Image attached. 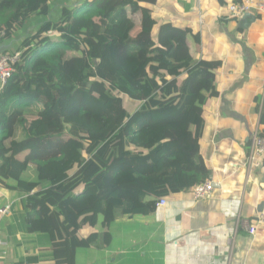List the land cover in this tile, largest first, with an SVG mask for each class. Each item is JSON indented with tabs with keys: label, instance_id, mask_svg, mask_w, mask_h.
I'll list each match as a JSON object with an SVG mask.
<instances>
[{
	"label": "trees",
	"instance_id": "16d2710c",
	"mask_svg": "<svg viewBox=\"0 0 264 264\" xmlns=\"http://www.w3.org/2000/svg\"><path fill=\"white\" fill-rule=\"evenodd\" d=\"M51 1L0 0V41L48 16ZM157 2L63 8L21 43L2 89L0 189L16 182L18 228L66 252L57 264L104 242L107 226L152 216L161 199L209 179L204 107L219 95L220 63L200 56L193 29L160 24L148 7ZM31 166L34 182L23 178ZM88 223L94 240L80 237Z\"/></svg>",
	"mask_w": 264,
	"mask_h": 264
},
{
	"label": "crops",
	"instance_id": "0c3cea01",
	"mask_svg": "<svg viewBox=\"0 0 264 264\" xmlns=\"http://www.w3.org/2000/svg\"><path fill=\"white\" fill-rule=\"evenodd\" d=\"M85 1L52 0L48 16L30 19L0 41V56L17 52L45 23L59 21L63 8ZM241 1L158 0L148 6L160 24L193 29L200 56L220 63L219 95L204 107L201 140L212 193L201 200L192 191L168 197L165 207L148 216L149 226L131 218L107 226L104 242L78 249L71 264H264V165L249 166L252 139L264 132V13L229 19V5ZM23 178L34 182L35 168H27ZM22 202L14 180L0 189V208L12 204L0 223V264L66 260L67 253L53 252L43 237L20 231ZM254 226L261 234H251ZM79 233L94 240L97 229L88 223Z\"/></svg>",
	"mask_w": 264,
	"mask_h": 264
},
{
	"label": "built area",
	"instance_id": "2783aa9c",
	"mask_svg": "<svg viewBox=\"0 0 264 264\" xmlns=\"http://www.w3.org/2000/svg\"><path fill=\"white\" fill-rule=\"evenodd\" d=\"M229 19H241L247 14H263L264 13V0H242L238 3H232L228 7ZM52 36V33H49ZM20 60V53L5 54L0 56V95L2 89L7 85L11 76L14 73V66ZM264 165V135L256 133L252 139L251 155L249 158V166L255 168H261ZM214 189V183L206 180L205 182L196 185L193 188V196L196 200L207 198ZM37 189L31 191V195L37 193ZM167 205L166 199H161L158 204V208L165 207ZM12 210V204H7L0 208V223L6 218ZM252 235L261 234L259 227L254 226ZM1 262V260H0Z\"/></svg>",
	"mask_w": 264,
	"mask_h": 264
},
{
	"label": "rangeland",
	"instance_id": "374dc122",
	"mask_svg": "<svg viewBox=\"0 0 264 264\" xmlns=\"http://www.w3.org/2000/svg\"><path fill=\"white\" fill-rule=\"evenodd\" d=\"M130 218L132 219L131 222L139 223L142 225L145 224V225L149 226L148 217L146 218V216H143L140 213H138V215L136 217L134 216V217H130Z\"/></svg>",
	"mask_w": 264,
	"mask_h": 264
},
{
	"label": "water",
	"instance_id": "95a60500",
	"mask_svg": "<svg viewBox=\"0 0 264 264\" xmlns=\"http://www.w3.org/2000/svg\"><path fill=\"white\" fill-rule=\"evenodd\" d=\"M246 16H248V17H251V16H252V14H247Z\"/></svg>",
	"mask_w": 264,
	"mask_h": 264
},
{
	"label": "clouds",
	"instance_id": "9594fccd",
	"mask_svg": "<svg viewBox=\"0 0 264 264\" xmlns=\"http://www.w3.org/2000/svg\"><path fill=\"white\" fill-rule=\"evenodd\" d=\"M253 15V14H252ZM256 16V15H255ZM192 192H193V190H192ZM194 197V196H193ZM167 200V199H166Z\"/></svg>",
	"mask_w": 264,
	"mask_h": 264
}]
</instances>
